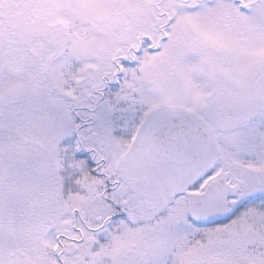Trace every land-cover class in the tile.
Wrapping results in <instances>:
<instances>
[{"label":"snow or ice","instance_id":"6c2138e0","mask_svg":"<svg viewBox=\"0 0 264 264\" xmlns=\"http://www.w3.org/2000/svg\"><path fill=\"white\" fill-rule=\"evenodd\" d=\"M0 264H264V0H0Z\"/></svg>","mask_w":264,"mask_h":264}]
</instances>
